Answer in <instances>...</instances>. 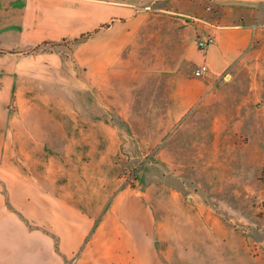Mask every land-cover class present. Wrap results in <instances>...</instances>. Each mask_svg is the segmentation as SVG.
Returning <instances> with one entry per match:
<instances>
[{"label": "crops", "instance_id": "1", "mask_svg": "<svg viewBox=\"0 0 264 264\" xmlns=\"http://www.w3.org/2000/svg\"><path fill=\"white\" fill-rule=\"evenodd\" d=\"M182 1L195 4L0 0V108L11 101L22 114L7 121L0 117V264L261 263L207 192L186 197L157 193L150 185L122 186L115 173L118 142L113 132L100 131L99 120L68 131L69 117L76 118L68 114L67 100L2 93L50 91L51 83L40 76L54 69L41 60L61 69L65 62L48 46L85 34L87 39L75 41L73 57L94 81L148 22L144 6L189 15L193 8ZM216 1V13L196 15V30L204 38L215 36L214 44L195 57L208 71L201 77L176 76L173 122L206 102L231 68L260 57L264 47V0ZM102 135L111 139L104 153ZM24 139L30 143L24 146Z\"/></svg>", "mask_w": 264, "mask_h": 264}, {"label": "rangeland", "instance_id": "2", "mask_svg": "<svg viewBox=\"0 0 264 264\" xmlns=\"http://www.w3.org/2000/svg\"><path fill=\"white\" fill-rule=\"evenodd\" d=\"M193 2L182 1L192 6L189 15L148 11V22L123 56L94 81L74 60L75 41L53 43L48 48L65 63L61 69L41 60L54 69L40 76L51 83L50 91L2 93L67 100L66 110L76 118L69 117L68 131L99 120L100 131L113 132L118 142L115 173L122 186L150 185L157 193L186 197L207 192L264 264V47L260 57L231 68L206 102L173 122L175 78L194 75L195 57L202 55L198 43L204 35L196 30V18L220 9L216 0ZM9 65L4 62V70ZM6 105L0 108L5 121L22 116L14 102ZM103 136L101 153L111 142Z\"/></svg>", "mask_w": 264, "mask_h": 264}, {"label": "built area", "instance_id": "3", "mask_svg": "<svg viewBox=\"0 0 264 264\" xmlns=\"http://www.w3.org/2000/svg\"><path fill=\"white\" fill-rule=\"evenodd\" d=\"M142 9L146 10V11H154L155 10L153 5L144 6ZM214 42H215V36L214 35H208L207 37H205L199 41V43H198L199 49L202 52H205L211 45L214 44ZM207 71H208V66L206 63H203L200 67H198L195 70L194 75L197 77H201Z\"/></svg>", "mask_w": 264, "mask_h": 264}, {"label": "trees", "instance_id": "4", "mask_svg": "<svg viewBox=\"0 0 264 264\" xmlns=\"http://www.w3.org/2000/svg\"><path fill=\"white\" fill-rule=\"evenodd\" d=\"M90 34H85V35H82L81 38H78L76 39L75 41H82V40H85L89 37ZM2 52H5L4 50H1Z\"/></svg>", "mask_w": 264, "mask_h": 264}]
</instances>
